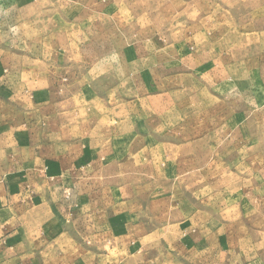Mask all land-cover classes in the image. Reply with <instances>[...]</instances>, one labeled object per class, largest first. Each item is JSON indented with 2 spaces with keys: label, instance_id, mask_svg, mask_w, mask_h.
<instances>
[{
  "label": "rangeland",
  "instance_id": "obj_1",
  "mask_svg": "<svg viewBox=\"0 0 264 264\" xmlns=\"http://www.w3.org/2000/svg\"><path fill=\"white\" fill-rule=\"evenodd\" d=\"M5 53L82 181L53 188L86 247L264 264V0H0Z\"/></svg>",
  "mask_w": 264,
  "mask_h": 264
},
{
  "label": "crops",
  "instance_id": "obj_2",
  "mask_svg": "<svg viewBox=\"0 0 264 264\" xmlns=\"http://www.w3.org/2000/svg\"><path fill=\"white\" fill-rule=\"evenodd\" d=\"M4 55L0 54V264H137L131 255L118 260L86 247L90 233L82 221L88 214L57 209L53 187L81 186L82 181L76 168L57 154V143L51 142L57 125L44 134L35 130L41 124L35 106L46 104L14 97L17 88L10 72L3 74L2 62H8ZM57 105L49 100V108ZM44 138L48 142L42 143Z\"/></svg>",
  "mask_w": 264,
  "mask_h": 264
}]
</instances>
